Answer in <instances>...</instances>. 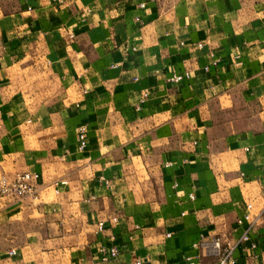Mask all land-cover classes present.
Here are the masks:
<instances>
[{"label": "crops", "instance_id": "0c3cea01", "mask_svg": "<svg viewBox=\"0 0 264 264\" xmlns=\"http://www.w3.org/2000/svg\"><path fill=\"white\" fill-rule=\"evenodd\" d=\"M239 104L254 129L216 135ZM18 172L38 197L0 199V264H214L194 245L245 231L236 264H264V0H0V175Z\"/></svg>", "mask_w": 264, "mask_h": 264}, {"label": "built area", "instance_id": "2783aa9c", "mask_svg": "<svg viewBox=\"0 0 264 264\" xmlns=\"http://www.w3.org/2000/svg\"><path fill=\"white\" fill-rule=\"evenodd\" d=\"M140 8H144V5L141 4ZM198 48H201L202 45L198 44ZM135 51V49H132ZM212 61L210 66H216L218 60L214 58V56L210 55ZM204 72L209 70V67L206 66L203 68ZM191 77L189 72H185L183 75H172L168 81L171 83H180L183 80H189ZM136 80V79H135ZM148 94L143 93L137 105V109L139 110L140 106L147 99ZM86 128L78 127L76 129V139H77V148L79 151H83L87 146L86 139ZM39 175L37 173L31 172H18L13 175V177L8 178L4 175H0V199H18L31 197L32 199H37V191H36V182L38 181ZM65 182L61 181L59 183H55V186L64 185ZM190 198L193 199V196L190 195ZM251 206L248 205L247 209H250ZM254 220L251 219V215L248 212L241 219H238V225H242L243 222H249L250 227ZM104 229V223L99 222L96 225V232L100 233ZM250 240L248 231H245L242 236L239 238L238 242L232 241L230 238L224 235H215L211 237L209 240L201 239L198 243L194 245L195 248L200 249L203 248L209 256L215 258L214 264H236L237 259L234 255L236 246L238 244L248 243ZM250 248L254 249L255 245L250 244ZM118 249L115 246L110 247H101L99 250V261L101 263H108L110 261H114L118 257ZM9 256H15L16 252L14 250H10L8 253ZM186 262L188 264H194L193 259L188 257L186 258ZM134 264H142V261H136Z\"/></svg>", "mask_w": 264, "mask_h": 264}, {"label": "rangeland", "instance_id": "374dc122", "mask_svg": "<svg viewBox=\"0 0 264 264\" xmlns=\"http://www.w3.org/2000/svg\"><path fill=\"white\" fill-rule=\"evenodd\" d=\"M238 112L235 113H217L216 114V122L219 125L216 128V135L222 133H232V132H245L248 129V120H247V112L245 111L244 106L239 104Z\"/></svg>", "mask_w": 264, "mask_h": 264}]
</instances>
